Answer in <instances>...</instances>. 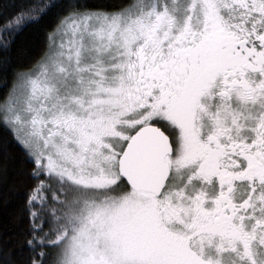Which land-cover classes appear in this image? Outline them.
Listing matches in <instances>:
<instances>
[{
    "label": "snow or ice",
    "instance_id": "1",
    "mask_svg": "<svg viewBox=\"0 0 264 264\" xmlns=\"http://www.w3.org/2000/svg\"><path fill=\"white\" fill-rule=\"evenodd\" d=\"M0 81V264H264V0H0Z\"/></svg>",
    "mask_w": 264,
    "mask_h": 264
},
{
    "label": "trees",
    "instance_id": "2",
    "mask_svg": "<svg viewBox=\"0 0 264 264\" xmlns=\"http://www.w3.org/2000/svg\"><path fill=\"white\" fill-rule=\"evenodd\" d=\"M95 2L96 0H90V3ZM111 2H115V0H111ZM19 42L32 49L28 55L20 57L24 65L29 66L35 62V58L39 57V49L43 44V33L38 35L28 33ZM8 87H11L10 79ZM4 93L5 88L2 86V81H0V96H3ZM0 135H3L2 130H0ZM16 166L19 167V163ZM15 184L16 179L10 173L7 184L0 186V241L18 231L19 225L16 216L22 201L18 196L12 195L9 191V188Z\"/></svg>",
    "mask_w": 264,
    "mask_h": 264
}]
</instances>
